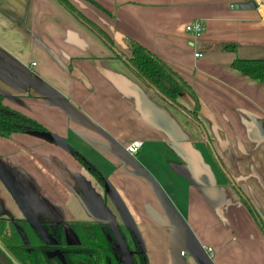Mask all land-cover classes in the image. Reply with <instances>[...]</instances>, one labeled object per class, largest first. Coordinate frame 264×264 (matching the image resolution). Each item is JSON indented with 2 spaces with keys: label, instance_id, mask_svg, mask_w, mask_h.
<instances>
[{
  "label": "crops",
  "instance_id": "0c3cea01",
  "mask_svg": "<svg viewBox=\"0 0 264 264\" xmlns=\"http://www.w3.org/2000/svg\"><path fill=\"white\" fill-rule=\"evenodd\" d=\"M67 1L113 49L54 0H0L4 104L101 172L135 224L148 264H197L186 250L190 235L212 249L213 264H264V237L204 134L115 55L128 57L122 39H132L187 82L214 153L264 222V84L231 67L235 58L264 59V14L236 7L245 0H94L110 15ZM196 22L204 26L199 37L185 31ZM178 100L193 108L188 96ZM133 141L141 142L135 155L125 150ZM15 193L38 218L101 222L107 215L124 223L69 151L29 133L0 137V216L24 217Z\"/></svg>",
  "mask_w": 264,
  "mask_h": 264
},
{
  "label": "trees",
  "instance_id": "16d2710c",
  "mask_svg": "<svg viewBox=\"0 0 264 264\" xmlns=\"http://www.w3.org/2000/svg\"><path fill=\"white\" fill-rule=\"evenodd\" d=\"M54 1L89 29L103 44L113 49L114 44L111 38L97 25L84 17L67 0ZM85 1L103 13L110 15L105 8L96 1ZM122 41L129 51V56L125 57L117 50L115 54L116 58L123 59L129 70L137 79L153 89L162 100L185 115L201 131L202 129L204 130V126L199 119V112L201 109L200 101L187 82L165 62L134 40L122 39ZM235 49L236 47L234 44H223L222 46V50L224 51L234 52ZM231 67L250 80L264 84V59L235 58L231 63ZM182 94L188 96L191 100L193 104L192 109H187L179 103L178 98ZM261 124V133L264 135V121ZM31 131L41 132L46 130L36 120L6 106L3 102V97L0 95V137L6 138L12 134ZM210 142L211 140L208 138V144ZM68 149L76 156L79 164L100 180V182H104V179L100 176L97 169L86 158L69 145ZM219 166L224 169L221 163ZM229 183L264 237V222L255 206L234 180H231ZM68 227L78 239V243L74 246L72 245V247H68L72 252L67 257V264H116L112 259L113 249L111 247L114 234L109 226L101 222L93 224L75 223ZM116 228L121 238L123 237L122 231H129L127 227L119 228V226H116ZM28 238L31 239L35 247L34 250L27 249L25 240L28 243ZM0 241L19 264H58L55 260L47 259L40 248L36 246V244H41V242L27 222H15L13 224L8 223L6 220H0Z\"/></svg>",
  "mask_w": 264,
  "mask_h": 264
},
{
  "label": "flooded vegetation",
  "instance_id": "af4514ba",
  "mask_svg": "<svg viewBox=\"0 0 264 264\" xmlns=\"http://www.w3.org/2000/svg\"><path fill=\"white\" fill-rule=\"evenodd\" d=\"M179 113H181V112H179ZM191 123L193 125H195L193 122H191ZM260 128H262V127L260 126ZM197 129L200 130L198 127H197ZM45 130L47 131V129H45ZM262 136L264 138L263 134H262ZM68 145L71 148H73L75 151H77L80 155H82L73 146H71L70 144H68ZM69 153L72 155V157L74 158V160L78 164V166L82 170H84L87 173V175L92 180H94L97 183V185H99L100 187L104 186V182H106L105 181V177L101 174V172L84 155H82V156L84 158H86L97 169V171L100 174V176L104 179V182L103 181L100 182V180H98L95 176L90 174L81 164H79V162L77 161L76 156L70 151H69ZM193 156L198 157L197 154H194ZM215 156H216L215 158H217V160H219V162L221 163L219 157L217 155H215ZM196 164H197L196 166H199L198 163H196ZM14 199H15V202L18 205V207L23 209V210H25L26 213L30 215V220L27 219L25 215H24V217H15V218L0 216V220H6L8 223H13V224L15 222H22V221L23 222H27V224L29 225L31 230L34 232V234L38 237L39 241L41 242V244L40 243L38 245L36 244V246H38L40 248V250L43 252V255L47 259L55 260L58 264H67V257L72 252V250L69 249L68 247H72V245L74 246V245H76L78 243V239L73 235V233L70 231L68 226L73 225L75 223H88V224L101 223V222H93V221H82V220H79V219H76V218H62V217H59V216H55V217L53 216L51 218H38L33 213V211L31 210L27 200H25L23 197H21L17 193L14 194ZM111 202H112V200H111ZM113 204L115 205V203H113ZM102 221H104V220H102ZM32 222L40 223V225L49 234L50 239L52 241L51 244L46 243L35 232V230L32 228ZM113 226H114V224H113ZM115 226H119V228L126 227V226H124V224H118V225H115ZM109 228L112 229L111 227H109ZM112 232H113V230H112ZM69 234H70V236L72 235L76 239L75 242H71L70 241ZM113 234H114L113 235L114 237L112 238L113 241L111 243V247L113 249V257H112V259L116 262V264H124L123 260L126 259V258H128V260L132 264H148V257L146 255V252H145L144 248L142 250L137 245V243L135 242L132 234L130 233V230L128 232L125 231V230L122 231V234H123L122 238L123 239L119 235H117V234L115 235L114 232H113ZM28 239H29L28 243L25 240L27 249L28 250H31V249L34 250L35 247L32 244L31 239L30 238H28ZM117 244H119L118 247L116 246ZM0 254L3 256V258L7 262V264H19L16 261V259L12 256V254L7 250V248L2 244L1 241H0ZM60 256H62V260L63 261L61 260Z\"/></svg>",
  "mask_w": 264,
  "mask_h": 264
},
{
  "label": "water",
  "instance_id": "95a60500",
  "mask_svg": "<svg viewBox=\"0 0 264 264\" xmlns=\"http://www.w3.org/2000/svg\"><path fill=\"white\" fill-rule=\"evenodd\" d=\"M236 7H240L241 9H243V8H247V9L248 8H253V7H255V3L253 1H249L247 3H243V4L236 5ZM201 132H202V134H204V137H205V139L207 141V144H208V138H207V133H206L205 129L204 130L202 129ZM27 133L32 134V135H35V136H37L39 138H42V139H44V140H46L48 142H53V143L57 144L58 146H60L61 148L65 149L67 151H70L68 149L67 142L64 139L60 138L55 133H52L50 131H41V132H33V131H31V132H27ZM208 146L210 147V150L212 151L213 155L215 156L216 154L213 151V148L211 146V143H209ZM216 161H217V163L219 165L220 164L219 160H216ZM219 169L221 170L222 174L225 176V178L227 180V183L230 186V183L229 182L231 180H233L232 177L229 175L228 171H226L225 168L222 169L220 167ZM103 187L105 189V192H106L107 196L112 200L113 203H115V205H116L119 213L121 214V217L123 218V222H124L123 224H124V226H126L130 230V233L132 234L135 242L143 250V243H142V241L140 239L138 230H137L135 224L133 223L131 217L129 216L127 210L125 209L122 201L120 200V198L118 197V195L116 194V192L113 190V188L109 184H107L106 182H104V186ZM233 191L235 192L234 189H233ZM23 212H24V215L26 216V218L30 220V215L27 214L25 210H23ZM102 217L104 218L103 219L104 221H101V222H103L105 225L111 227L112 230H113V232L115 233V235L116 234L118 235L117 228L115 226L116 224H114L112 222V220L110 219V217L109 216L107 217V215L106 216L103 215ZM113 224H114V226H113ZM32 228L35 230V232L46 243L51 244L52 241L50 239L49 234L40 225V223H38V222H32ZM186 250H187L188 254L195 259V261L197 262V264H213L211 262V259H210L209 255L206 253L205 248L201 247L197 243V241L194 239V237L192 235H190L189 241H188V243L186 245ZM60 258L62 260V256H60ZM123 261H124V264H132L128 260V258L124 259ZM0 264H7V262L4 260V258H3V256L1 254H0Z\"/></svg>",
  "mask_w": 264,
  "mask_h": 264
},
{
  "label": "built area",
  "instance_id": "2783aa9c",
  "mask_svg": "<svg viewBox=\"0 0 264 264\" xmlns=\"http://www.w3.org/2000/svg\"><path fill=\"white\" fill-rule=\"evenodd\" d=\"M245 1H253L255 3V8L264 14V0H245ZM185 31L188 34H191L195 37H199L202 35L204 31V26L199 22L187 24L185 26ZM195 56L198 57L200 56V54L196 53ZM140 147H141L140 141H133L125 146V150L129 154L135 155L138 152ZM205 251L209 255V257H211L212 249L206 248ZM182 254L184 253L182 252L181 255Z\"/></svg>",
  "mask_w": 264,
  "mask_h": 264
},
{
  "label": "rangeland",
  "instance_id": "374dc122",
  "mask_svg": "<svg viewBox=\"0 0 264 264\" xmlns=\"http://www.w3.org/2000/svg\"><path fill=\"white\" fill-rule=\"evenodd\" d=\"M69 236H70V234H69ZM70 241H71V242H75V241H76V239H75V238H74V237L71 235V236H70ZM116 246L118 247V246H119V244H117ZM118 249H119V248H118Z\"/></svg>",
  "mask_w": 264,
  "mask_h": 264
}]
</instances>
